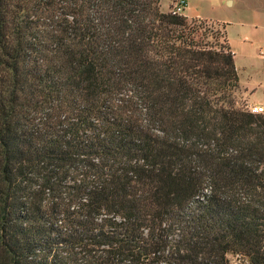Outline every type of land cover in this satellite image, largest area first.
Masks as SVG:
<instances>
[{
  "label": "trees",
  "instance_id": "obj_1",
  "mask_svg": "<svg viewBox=\"0 0 264 264\" xmlns=\"http://www.w3.org/2000/svg\"><path fill=\"white\" fill-rule=\"evenodd\" d=\"M238 93L225 31L160 0H0V264H264Z\"/></svg>",
  "mask_w": 264,
  "mask_h": 264
},
{
  "label": "rangeland",
  "instance_id": "obj_2",
  "mask_svg": "<svg viewBox=\"0 0 264 264\" xmlns=\"http://www.w3.org/2000/svg\"><path fill=\"white\" fill-rule=\"evenodd\" d=\"M171 2L160 0L162 12H168ZM262 10L264 0H187L184 15L206 18L211 21H203L207 28L219 30L221 34H224L225 27L228 42L237 51L238 97H250L253 103L260 102L264 107V60L256 52L264 51ZM228 258L231 264H246L242 258Z\"/></svg>",
  "mask_w": 264,
  "mask_h": 264
},
{
  "label": "built area",
  "instance_id": "obj_3",
  "mask_svg": "<svg viewBox=\"0 0 264 264\" xmlns=\"http://www.w3.org/2000/svg\"><path fill=\"white\" fill-rule=\"evenodd\" d=\"M186 8V0H172L171 6L168 12L173 16H184V10ZM260 58L264 60V51L260 50L258 52ZM246 109L251 114H262L264 115V107L254 104H246Z\"/></svg>",
  "mask_w": 264,
  "mask_h": 264
},
{
  "label": "crops",
  "instance_id": "obj_4",
  "mask_svg": "<svg viewBox=\"0 0 264 264\" xmlns=\"http://www.w3.org/2000/svg\"><path fill=\"white\" fill-rule=\"evenodd\" d=\"M186 2H187V0H186ZM260 15L262 16V19H264V10H262V12L260 13ZM184 16H185L186 18H188V19H198V20L208 21L206 18L200 17L199 15H197V17H195V18H189V17H187L186 15H184ZM208 22H211V21H208ZM223 25H225V24L223 23ZM224 31H225V27H224ZM225 35H226V32H225ZM226 40H227L228 46L230 47L232 53L234 54V61H235L237 51H236V49H234V48L229 44L227 37H226ZM242 49H243V48H242ZM244 51H245V49H244ZM259 51H260V50H256V52H259ZM235 66H236V65H235ZM236 68H237V66H236ZM242 100H243L246 104H254V105H260V106H263L262 103H260V102H258V103H253V102L251 101L250 97H244V96H242Z\"/></svg>",
  "mask_w": 264,
  "mask_h": 264
}]
</instances>
